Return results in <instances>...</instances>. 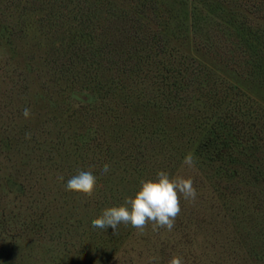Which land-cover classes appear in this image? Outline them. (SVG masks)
Returning a JSON list of instances; mask_svg holds the SVG:
<instances>
[{
  "label": "rangeland",
  "instance_id": "rangeland-1",
  "mask_svg": "<svg viewBox=\"0 0 264 264\" xmlns=\"http://www.w3.org/2000/svg\"><path fill=\"white\" fill-rule=\"evenodd\" d=\"M30 1L0 0V264H264V0ZM102 35L121 36L118 54ZM70 56L105 84L95 107L61 71ZM196 63L200 81L182 93ZM228 115L257 136L216 153L207 138ZM161 170L198 193L181 196L171 232L92 227ZM79 171L97 176L95 198L66 190Z\"/></svg>",
  "mask_w": 264,
  "mask_h": 264
},
{
  "label": "clouds",
  "instance_id": "clouds-1",
  "mask_svg": "<svg viewBox=\"0 0 264 264\" xmlns=\"http://www.w3.org/2000/svg\"><path fill=\"white\" fill-rule=\"evenodd\" d=\"M31 109L25 108L23 116L31 118ZM30 139V133H26ZM183 165L194 168L196 161L189 153L183 160ZM111 171L105 163L100 174L103 176ZM60 180L64 178L59 177ZM66 190L78 193L88 198H95L98 191V179L91 171H79L67 181ZM181 196L184 200L194 202L197 199V189L191 177H170L166 171H159L157 179L142 180L140 190L135 197H128L121 206H113L103 210L102 214L92 220V227L105 230L111 227L116 232L120 224L131 225L143 231L149 224L153 231L164 228L171 232L176 218L181 213ZM155 260V258H153ZM168 264H184L179 255L173 256Z\"/></svg>",
  "mask_w": 264,
  "mask_h": 264
},
{
  "label": "trees",
  "instance_id": "trees-1",
  "mask_svg": "<svg viewBox=\"0 0 264 264\" xmlns=\"http://www.w3.org/2000/svg\"><path fill=\"white\" fill-rule=\"evenodd\" d=\"M65 1L66 0H64V2ZM68 1H71V0H68ZM43 3H44L43 0H32V1H30L29 4L35 8V5H38L39 7H43ZM52 4H54V3L52 2ZM79 8H81V7H79ZM151 8H152V11L154 12V15L156 16L155 6L152 5ZM144 9H145L144 7L140 9L141 15H143ZM83 11H84V9H83ZM58 12L61 13L62 10H58ZM79 16H80V18L83 17L82 14H80ZM133 20H134L133 21L134 23L131 24L132 33H133L134 37H137V35L140 34L142 31V30L140 31V29L145 28V25L144 24L142 25V22H140L139 19H133ZM145 32H146V30H145ZM101 33H103L102 30H101ZM154 34L156 35L157 33L154 32ZM101 37L104 40H106V45H108V48L110 51L108 56L110 54H113V52H116L118 54L117 48L120 45H122V40H120L121 36H119L116 39H109L110 37H108L106 35H102ZM143 37H145V36H143ZM150 38H153V32L150 34ZM137 42H139V43L143 42V44H144V39H138ZM147 45H148V47L150 45V43L148 41H147ZM136 48H138V46H136ZM138 50L139 49H134L132 51L133 54H129V53H127V51H124V53L127 54L126 57H129V56L131 57V55L137 56V55L141 54V53H139ZM159 53H161V52L157 51L154 55L156 56ZM152 55L153 54L147 53V56H152ZM68 59H70V60L69 61L68 60L63 61L64 66H63L61 71L71 72L73 74L72 79H75V83L79 84L80 87H78V91L74 92V95H76L80 99V101L83 102V104L88 105L89 107H91V106L95 107L97 105V102H95V103L93 102V98H92L91 94L94 93V90L96 88L98 89V85L100 83L105 86V84L103 83V80L101 78L97 79L96 73L94 74V76H88L89 72H86V71L81 72V74H80V71H76V73H75L74 64H73V56L68 57ZM94 59L96 62H98V58L96 55L94 56ZM52 60L54 63L56 62L55 59H52ZM117 61L118 60H116V62ZM127 69H131V70L135 71V73H137L138 71H140L141 73H144V70H142L139 66V62H136L135 65L132 66L123 60L122 71L126 72ZM189 72H190L189 75H191L194 78V80L190 79L189 75H188V77H186L185 81L182 79V85H183V87H181V88H183L182 93H184V91L186 89L189 90L187 88V86L190 82L198 83L200 81V79H198L196 75H199L200 73H202L203 69H202L200 64L196 63V64L191 65V69L189 70ZM85 74H86V76H85ZM92 87H94V89H92ZM108 89H110V88L109 87L106 88V90H108ZM215 91H217V90H215ZM182 95H184V94H182ZM235 98L236 97H234L233 101L241 102L240 100L235 99ZM225 117H228V120L226 122H225V120H223V122L220 123V125H221V128L226 129V131L221 132L219 129H213V131L216 132V135L213 138L212 137L207 138V141L209 142L208 146H210L211 149L212 148H218L216 153H223L224 154L225 151H227V149L230 147V144H232L233 142H238L239 144L245 143L244 141L248 140V137L251 135V133H253V138L257 136L252 131L253 129L251 128V126L250 127L246 126L245 123L243 122V120H240L239 117H237L235 115L234 116L228 115ZM225 132H227L228 135H224ZM219 145H221V146L219 147ZM202 147L205 148L206 146L202 145ZM229 153H230V151H229ZM227 156L229 157V155H227ZM230 184H231V182H230ZM226 187H230V186L226 185ZM234 188H235V186H234Z\"/></svg>",
  "mask_w": 264,
  "mask_h": 264
}]
</instances>
